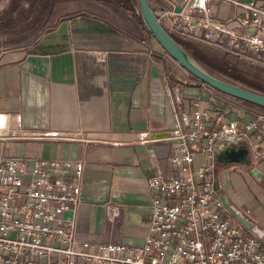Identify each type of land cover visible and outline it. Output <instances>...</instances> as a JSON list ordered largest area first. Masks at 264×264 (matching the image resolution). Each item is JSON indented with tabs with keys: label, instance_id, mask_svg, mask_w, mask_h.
<instances>
[{
	"label": "crops",
	"instance_id": "1",
	"mask_svg": "<svg viewBox=\"0 0 264 264\" xmlns=\"http://www.w3.org/2000/svg\"><path fill=\"white\" fill-rule=\"evenodd\" d=\"M9 1L0 0V9ZM149 1L157 15L170 7ZM241 1L264 7V0ZM211 7L224 20L249 15L228 1L213 0ZM198 99L210 126L238 114L244 122L255 112L203 88L141 21L118 26L106 13L82 11L30 45L0 51L3 152L86 162L80 204L66 216L76 217V236L90 241L144 243L152 221L149 179L173 169L168 158L177 144V112L189 115ZM257 135L264 136V126L217 143L214 179L218 194L264 229V157L256 160L250 143ZM246 149L248 164L241 162Z\"/></svg>",
	"mask_w": 264,
	"mask_h": 264
},
{
	"label": "built area",
	"instance_id": "2",
	"mask_svg": "<svg viewBox=\"0 0 264 264\" xmlns=\"http://www.w3.org/2000/svg\"><path fill=\"white\" fill-rule=\"evenodd\" d=\"M164 1L170 7L157 17L168 31L264 64V7L222 0L249 12L224 20L214 15L213 0ZM194 106L189 115L177 112V144L168 158L173 169L149 179L152 221L142 245L78 238L76 217L66 214L80 204L86 162L6 155L8 138L0 136V264H264V241L228 212L214 179L217 143L255 133L264 112L210 126L201 100ZM250 143L254 158L264 157V136ZM200 155L208 161L197 163Z\"/></svg>",
	"mask_w": 264,
	"mask_h": 264
},
{
	"label": "rangeland",
	"instance_id": "3",
	"mask_svg": "<svg viewBox=\"0 0 264 264\" xmlns=\"http://www.w3.org/2000/svg\"><path fill=\"white\" fill-rule=\"evenodd\" d=\"M107 1L110 0H64L57 3L19 0L17 5H15L18 8L12 10L13 0H10L4 8L0 9L11 12L9 18H6L5 21L2 20L0 23V51L30 45L46 31L53 28L61 19L71 17L82 11L106 13L111 21L118 26L135 27L140 22L139 3L134 7V11H128L115 4H108ZM177 38L184 43L190 42L201 48H207L213 54L212 57L224 58L226 54L225 50L221 48L209 46V44H204V42H197L192 38L178 35ZM237 60V67L242 71L243 77L254 86L251 88L258 91L259 89L257 88L259 87L264 89V64L255 58L244 57L241 60ZM219 93L224 95V97H228L231 101H240L229 95ZM240 103L250 109H254L255 112H264L243 101H240Z\"/></svg>",
	"mask_w": 264,
	"mask_h": 264
},
{
	"label": "water",
	"instance_id": "4",
	"mask_svg": "<svg viewBox=\"0 0 264 264\" xmlns=\"http://www.w3.org/2000/svg\"><path fill=\"white\" fill-rule=\"evenodd\" d=\"M138 3L142 21L152 37L156 39L164 50L186 71L216 91L264 109V93L249 89L211 71L196 59L163 26L149 0H138ZM176 11L181 12L182 7H176ZM248 154L249 152L246 149L244 154L241 155L243 156L241 162L245 164L249 163ZM253 173H256V170H253ZM217 188L219 189V186ZM219 196L228 212L264 241V229L251 220L240 208L234 205L228 196L221 190H219Z\"/></svg>",
	"mask_w": 264,
	"mask_h": 264
},
{
	"label": "trees",
	"instance_id": "5",
	"mask_svg": "<svg viewBox=\"0 0 264 264\" xmlns=\"http://www.w3.org/2000/svg\"><path fill=\"white\" fill-rule=\"evenodd\" d=\"M18 1L19 0H13L12 10L18 8V6H15V5H17ZM30 1H50L52 3H57V2L64 1V0H30ZM107 2H108V4H115L116 6H119L120 8H124L128 11H134V7L138 4V0H110ZM10 13L6 12L5 10H3V11L0 10V23L2 22V20L5 21L6 18H9ZM139 19L142 22L143 26L146 28V26L144 25V23L142 21V17H140ZM171 35L180 44H182L196 59H198L203 65H205L207 68H209L214 73H216L220 76L226 77L227 79H229V80H231L237 84H240L242 86H245L249 89H252L251 87H254L246 78L243 77L242 71L240 69H238V67H237L238 66L236 63L238 61L237 59L241 60L242 59L241 57H237L231 53H228L227 51H225L226 54H225L224 58H219V57H214V56L212 57L213 54H211L207 48H205V47L201 48L200 46L194 45L190 42L184 43L181 40H179L176 35H173V34H171ZM154 40H156V39H154ZM195 41L202 43V41H198V40H195ZM156 42L158 43L157 40H156ZM204 44H208V43L204 42ZM158 45H160V44L158 43ZM209 46L216 47V46H213L210 44H209ZM161 48L164 50V48L162 46H161ZM257 89H259V92L264 93V89L262 87L261 88L259 87ZM252 90H255V89H252ZM256 91H258V90H256ZM244 103H246V102H244ZM246 104L251 105L253 107H256V108L264 111V109L261 107H258V106H255V105H252L249 103H246Z\"/></svg>",
	"mask_w": 264,
	"mask_h": 264
},
{
	"label": "clouds",
	"instance_id": "6",
	"mask_svg": "<svg viewBox=\"0 0 264 264\" xmlns=\"http://www.w3.org/2000/svg\"><path fill=\"white\" fill-rule=\"evenodd\" d=\"M3 127V125L2 124H0V128H2Z\"/></svg>",
	"mask_w": 264,
	"mask_h": 264
}]
</instances>
